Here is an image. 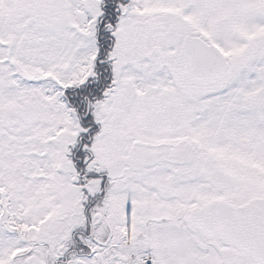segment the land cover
I'll return each instance as SVG.
<instances>
[{
    "label": "snow or ice",
    "instance_id": "6c2138e0",
    "mask_svg": "<svg viewBox=\"0 0 264 264\" xmlns=\"http://www.w3.org/2000/svg\"><path fill=\"white\" fill-rule=\"evenodd\" d=\"M0 264H264V0H0Z\"/></svg>",
    "mask_w": 264,
    "mask_h": 264
}]
</instances>
